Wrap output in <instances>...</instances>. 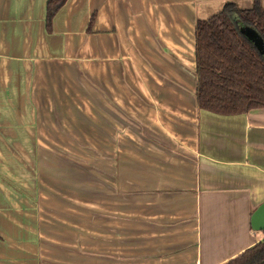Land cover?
Here are the masks:
<instances>
[{
    "label": "crops",
    "instance_id": "0c3cea01",
    "mask_svg": "<svg viewBox=\"0 0 264 264\" xmlns=\"http://www.w3.org/2000/svg\"><path fill=\"white\" fill-rule=\"evenodd\" d=\"M227 2L255 0H67L50 30L48 0H0V264H225L264 240V107L196 98V21ZM91 111L99 222L48 230L44 126Z\"/></svg>",
    "mask_w": 264,
    "mask_h": 264
},
{
    "label": "trees",
    "instance_id": "16d2710c",
    "mask_svg": "<svg viewBox=\"0 0 264 264\" xmlns=\"http://www.w3.org/2000/svg\"><path fill=\"white\" fill-rule=\"evenodd\" d=\"M67 0H48L47 27ZM253 29L264 42V7L223 9L196 21V98L199 108L224 115L264 107V53L244 32ZM225 264H264V240Z\"/></svg>",
    "mask_w": 264,
    "mask_h": 264
},
{
    "label": "rangeland",
    "instance_id": "374dc122",
    "mask_svg": "<svg viewBox=\"0 0 264 264\" xmlns=\"http://www.w3.org/2000/svg\"><path fill=\"white\" fill-rule=\"evenodd\" d=\"M63 123L69 128L52 126L47 135L44 126V150L36 153L37 160L41 159L43 163L40 171L44 179L42 221L48 230L53 229L51 223L58 227L51 217L63 224L97 225L98 209L104 203H100L99 196L105 165L100 163L102 152L97 113L91 111L90 118L78 117L75 121ZM52 131L53 135L48 133ZM89 228L90 234L97 232L95 227Z\"/></svg>",
    "mask_w": 264,
    "mask_h": 264
},
{
    "label": "water",
    "instance_id": "95a60500",
    "mask_svg": "<svg viewBox=\"0 0 264 264\" xmlns=\"http://www.w3.org/2000/svg\"><path fill=\"white\" fill-rule=\"evenodd\" d=\"M244 32L255 43L259 50L264 53V42L262 38L257 36V34L251 29H244ZM251 226L254 230L264 231V202H262L253 212Z\"/></svg>",
    "mask_w": 264,
    "mask_h": 264
}]
</instances>
